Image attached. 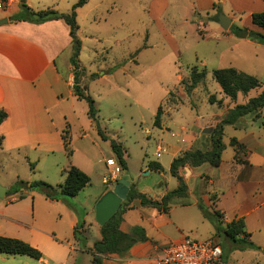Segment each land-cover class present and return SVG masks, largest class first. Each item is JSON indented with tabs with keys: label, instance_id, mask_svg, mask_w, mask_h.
<instances>
[{
	"label": "rangeland",
	"instance_id": "374dc122",
	"mask_svg": "<svg viewBox=\"0 0 264 264\" xmlns=\"http://www.w3.org/2000/svg\"><path fill=\"white\" fill-rule=\"evenodd\" d=\"M77 1L27 0V4L35 12L53 9L66 14ZM258 11H264V0H88L77 8L80 85L86 88V93L98 109L100 129L125 148L128 167L125 178L137 180L140 189L146 188L147 192L156 194L176 188L177 180L169 173L168 160L170 153L186 146V143L180 142V128L185 127L188 133L197 134L192 149H211L210 134L214 120L218 123L224 116V108L219 106L223 94L212 77L213 70L232 67L264 82L263 46L254 44L250 39L237 38L229 29L223 31L218 24V18L223 15L231 19V25L264 34V29L257 28L250 21L251 13ZM71 53L70 46L58 58L61 71L65 70ZM193 68L204 70L205 78L188 94L185 84L189 83ZM259 92V89H254L250 96L254 97ZM225 100L230 101L228 98ZM80 101L75 107L76 118L73 115L68 118L63 130L69 131V148L73 157L81 159V153H104L99 168L93 173L92 187L105 188L101 181L102 176L108 175L106 158H112L116 165L118 162L109 141L101 139L91 121L88 125L89 120L82 114L81 106L86 104ZM244 101V96L238 94L232 104ZM159 106L163 115L158 128L153 125V120ZM262 115L264 121V109ZM245 116L252 118L249 114ZM82 125L85 138L82 137ZM254 125L259 127L260 121H254ZM206 128L211 129L209 133L202 132ZM229 136L227 128L222 141L227 143ZM94 142L98 144L97 148L93 147ZM157 148L162 149L159 158L155 156ZM230 150L227 147L226 152ZM44 157L42 153L0 152V185L7 190L6 198L0 200V208L7 207L8 212L15 213L13 216L18 219L38 221L40 215L48 213L57 219L46 204L42 188L30 186L34 181L53 187L63 183V171L60 175L54 172L48 177L51 165ZM67 158L69 161L70 156ZM67 161L65 158L64 161L57 159V162L66 164ZM154 162L163 167L153 173L144 170L145 166ZM188 168L185 174L186 197L179 199L190 202L207 188L206 183L198 178V172L208 173L212 168L208 163ZM21 188L26 193L21 192L23 198L19 199ZM92 192L91 189L89 193ZM62 198L57 195L54 200L75 212L80 216L78 222H83L81 212L85 197L80 196L76 200ZM197 200L202 202L200 198ZM170 206L173 208L169 216L172 223L166 226L167 235H181L182 238L199 241L213 238L222 245V236L215 235L212 223L201 218L196 208L181 209L174 207L172 202ZM130 217H138L137 212L131 211ZM177 219H180L179 225L174 221ZM3 225L0 217V228ZM82 226L79 229L83 240L75 239L82 250L73 252L67 264H90L88 246L98 239V230L85 229V223ZM169 243L167 241L164 245ZM257 250L259 248L228 247L224 251L226 264H264ZM20 257L1 255L0 264H39L29 257Z\"/></svg>",
	"mask_w": 264,
	"mask_h": 264
},
{
	"label": "crops",
	"instance_id": "0c3cea01",
	"mask_svg": "<svg viewBox=\"0 0 264 264\" xmlns=\"http://www.w3.org/2000/svg\"><path fill=\"white\" fill-rule=\"evenodd\" d=\"M25 4L29 7L27 0H25ZM19 11L20 0H8L7 5L0 8V19H7L6 23L0 25V111L5 113V118L0 123V152L44 154L45 160L51 165L47 172L48 177L54 172L60 175L63 171L65 179V171L70 166L78 168L90 177L89 184L72 198L76 200L80 196L85 197L86 200L82 204L81 219L85 223V229L97 228V240H99V225L94 218V206L105 191L112 189L116 180L126 179L129 186L132 183L135 184L137 191L152 199H160L168 191L161 190L155 194L152 191L147 192L146 188L140 189L137 186V180L132 177L130 179L125 178L126 171L122 169L120 173L116 174V179H111L113 167L119 165H116V162L110 157L106 158L105 161L108 175L102 176L101 181L106 187L98 186V188L93 189V173L99 168L104 153H81V159L70 155L69 161H67L68 156L65 153L61 135L66 120L70 119L72 115L76 118L75 107L81 102L72 90L73 75L70 60L65 64L64 71H61L60 65H58V58L71 46L69 28L61 19L48 20L42 23L11 21L9 17ZM242 40L249 41L248 39ZM251 42L264 48L261 43L253 40ZM262 83L260 82V85ZM261 88L262 86H259L246 93L238 92L236 98L238 94H242L245 98L242 103L244 104L253 97L250 96L251 91L254 89L261 91ZM224 98L228 97L223 95L219 99V101L221 100L219 106L224 108L222 115H225L229 109L235 106L232 101L236 100V98L234 100L228 98L230 99L228 102ZM81 106L82 114L87 117V105ZM263 109L264 106L257 117L243 116L233 125L223 128L222 140L227 128L230 130V136L227 143L222 141L224 149L220 155V164L217 167L209 165L212 169L208 173L198 172V178L207 185L206 189L199 192V197L197 195L190 202L185 199L173 198L171 202L174 203V207L181 209L196 208L203 218L197 207V198H200L205 207H213L222 213L223 223L242 218L244 229L249 234V240L259 247L257 251L261 253L264 263ZM162 115L163 113L161 117ZM256 120L260 121L259 127L254 125ZM89 124H91L90 120ZM216 124L217 121L214 120L213 127ZM81 132L82 137L85 138L86 132L83 125ZM232 138L244 146L243 151L235 153L234 147L230 145ZM196 139L197 134L188 133L185 127L180 128V142L186 143V146L178 148L175 153H170L169 167L174 158L185 151L192 150L193 142ZM114 140L118 142V140ZM95 142L92 145L97 148L98 144ZM203 145L205 146V144ZM227 147L231 149L228 152H226ZM123 150L126 162L127 153L124 147ZM158 154H155L157 158L161 156V153ZM64 158L67 164L57 162V159L64 161ZM108 161L112 165H107ZM158 164L161 168L163 167L162 164ZM144 170L148 173L159 171L148 165L145 166ZM179 173L187 184L183 167L180 168ZM91 189L94 192L90 194ZM21 192L26 193L21 188L20 194H18V198L21 196L19 199L23 198ZM6 195L7 190L4 198ZM46 200V204L51 212L55 213L57 219L52 213L40 215L38 221H34L32 218L18 219L13 216L15 213L8 212L7 207L0 208V217L4 222L0 228V237L26 242L41 253V258L36 260L27 255L1 253L0 256H26L36 260L39 264H67L73 252L82 250H80L73 234L80 216H77L75 212L68 209L60 201L47 198ZM129 205L130 208L122 215L120 230L129 232L134 226H140L144 229L148 239L134 244L125 256L111 254L105 257L102 264H154L155 256L167 241L172 242L173 240L175 242L183 239L181 235L170 236L166 234V226L172 223L169 218L173 209L171 206L167 213H160L156 208L140 205L137 199H133ZM133 210L137 212L138 217L132 219L130 213ZM174 221L179 225L180 219ZM34 222L37 224L35 225ZM23 231L25 234H22ZM91 247L92 245L88 246V248ZM89 256V263H91V255L89 254Z\"/></svg>",
	"mask_w": 264,
	"mask_h": 264
},
{
	"label": "trees",
	"instance_id": "16d2710c",
	"mask_svg": "<svg viewBox=\"0 0 264 264\" xmlns=\"http://www.w3.org/2000/svg\"><path fill=\"white\" fill-rule=\"evenodd\" d=\"M88 0H78L72 7L69 13H59L53 9L33 11L25 4V0H20V11L9 17L11 21H28L32 23H42L48 20H63L69 28V36L71 38L72 53L70 56V64L72 67L73 83L72 90L77 99L83 100L87 105V117L97 129L98 135L102 140L109 141V146L118 162L120 169L126 171L127 166L124 160V150L122 144L108 137L100 129L97 121L98 109L95 107L91 96L86 93V88L80 85V70L78 64V55L80 51V41L76 35L78 25L76 22V10L87 3ZM251 23L257 28L264 29V11L253 12L250 15ZM229 31L234 36L240 39H250L264 45V34L257 31L247 29L245 27H237L231 25ZM212 77L218 84L221 93L230 99H235L238 92L246 93L250 89L262 86L261 91L254 97L250 98L244 104H236L229 109L223 118L214 126L211 132V149H192L183 152L181 155L174 158L169 167V172L172 177L177 180L175 189L168 191L160 199H152L145 194L140 193L136 189L135 184H130L129 191L126 198L122 201L118 210L114 215L102 226H99L100 239L95 241L91 248L88 249L91 255L90 264H102L105 257L116 254L118 256H125L128 250L136 243L144 242L148 239L145 231L140 226H134L129 232L120 230V223L122 221L123 213L130 208L129 203L133 199L139 200L142 206H150L156 208L160 213H167L173 198H185L187 193L186 183L179 173L180 168L184 166L199 167L205 163L213 167L220 164V155L224 149L222 142V132L226 125H233L240 117L251 115L257 117L261 108L264 106V82L260 85L258 79L250 74H246L235 68H220L212 71ZM205 78V71H197L193 68L190 72L189 83L185 84V91L190 94L198 83ZM213 103L212 99H209ZM221 104V100L219 101ZM162 114L161 106L157 108L154 116L153 125L160 127V118ZM5 118V113L0 111V123ZM62 143L64 150L69 157L70 137L68 129L62 131ZM1 145V137H0ZM230 145L234 147L235 153L244 150V146L238 143L234 138L230 140ZM154 170H160L158 163H150L148 165ZM90 182L89 177L78 168L70 166L65 171V179L62 184L53 187L42 181H34L30 186L34 185L42 188L45 197L49 199H56L57 195L66 197L76 196L86 185ZM21 196H19L20 198ZM62 198V199H63ZM185 204V202H183ZM197 207L202 213L203 218L208 219L214 228L216 236H222L223 243L221 246L222 264H226L225 253L228 247L235 249H258L249 240V234L244 229V221L242 218L233 219L228 223H223V215L219 210L213 207H205L201 201L197 202ZM84 225L83 222H77L73 234L75 239L81 241V230ZM218 243V242H217ZM219 244V243H218ZM84 246V245H82ZM0 253L1 254H18L27 255L33 259H40L41 253L24 241L14 238L0 237Z\"/></svg>",
	"mask_w": 264,
	"mask_h": 264
},
{
	"label": "built area",
	"instance_id": "2783aa9c",
	"mask_svg": "<svg viewBox=\"0 0 264 264\" xmlns=\"http://www.w3.org/2000/svg\"><path fill=\"white\" fill-rule=\"evenodd\" d=\"M8 0H0V8L7 5ZM157 155L161 148H157ZM107 165H112L109 161ZM119 166H114L111 172V179H116L120 173ZM107 181V179H106ZM221 258V247L213 239L199 241L184 237L183 239L171 242L158 251L154 258V264H217Z\"/></svg>",
	"mask_w": 264,
	"mask_h": 264
},
{
	"label": "water",
	"instance_id": "95a60500",
	"mask_svg": "<svg viewBox=\"0 0 264 264\" xmlns=\"http://www.w3.org/2000/svg\"><path fill=\"white\" fill-rule=\"evenodd\" d=\"M7 19L0 20V25L6 23ZM231 19L221 15L218 18V24L223 31H227L231 25ZM210 128L204 129L203 133H209ZM185 174L188 167H183ZM129 191V182L124 179H118L114 182L112 189L105 191L96 201L94 206V218L99 226L104 225L118 210L122 201L126 198ZM6 194V188L0 185V200H3Z\"/></svg>",
	"mask_w": 264,
	"mask_h": 264
}]
</instances>
